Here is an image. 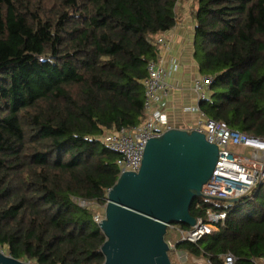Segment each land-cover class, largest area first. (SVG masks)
I'll return each mask as SVG.
<instances>
[{
	"label": "trees",
	"instance_id": "obj_1",
	"mask_svg": "<svg viewBox=\"0 0 264 264\" xmlns=\"http://www.w3.org/2000/svg\"><path fill=\"white\" fill-rule=\"evenodd\" d=\"M181 1L0 0V247L9 256L103 263L90 204L105 205L121 155L101 137L144 121L147 66ZM191 1L193 57L212 78L201 113L264 137V0ZM205 199L190 214L225 211L223 223L195 243L165 240L194 262L264 260V186L237 203Z\"/></svg>",
	"mask_w": 264,
	"mask_h": 264
},
{
	"label": "water",
	"instance_id": "obj_2",
	"mask_svg": "<svg viewBox=\"0 0 264 264\" xmlns=\"http://www.w3.org/2000/svg\"><path fill=\"white\" fill-rule=\"evenodd\" d=\"M146 141L138 171L120 173L107 190L98 223L105 237L102 264H172L168 227L195 225L190 206L213 173L218 147L193 128L170 127ZM0 264L31 263L0 252Z\"/></svg>",
	"mask_w": 264,
	"mask_h": 264
},
{
	"label": "built area",
	"instance_id": "obj_3",
	"mask_svg": "<svg viewBox=\"0 0 264 264\" xmlns=\"http://www.w3.org/2000/svg\"><path fill=\"white\" fill-rule=\"evenodd\" d=\"M157 43L167 47V43L163 40H158ZM171 68L175 70L177 65H172ZM147 70L148 77L143 82L144 121L137 126L107 131L101 137L107 147L121 155L119 174L125 171L137 172L146 140L157 137L172 127L162 111L171 93V86L167 82L170 70L162 68L157 61L150 62ZM211 82L212 78L206 76L194 81V92L198 101L206 97V90ZM202 117L204 119L200 120L193 129L202 132L208 142L218 147V158L210 179L201 188V197L241 200L264 186V137L247 135L230 129L223 121L206 119L203 114ZM233 147L245 148L248 154L235 153L231 151ZM80 205L86 204L81 201ZM104 207L94 212L93 220L97 224L104 216ZM225 217V211L207 210L205 219L198 217L195 225L190 229H179V238L182 241L195 243L210 234L216 224L223 223ZM167 244L169 250H175L173 242L167 241ZM0 252H3L1 247ZM186 256L187 253L184 251L176 253L179 264H183ZM234 262L235 259L231 254L223 256L222 264H234ZM253 264H264V260H254Z\"/></svg>",
	"mask_w": 264,
	"mask_h": 264
},
{
	"label": "crops",
	"instance_id": "obj_4",
	"mask_svg": "<svg viewBox=\"0 0 264 264\" xmlns=\"http://www.w3.org/2000/svg\"><path fill=\"white\" fill-rule=\"evenodd\" d=\"M184 14V18H178L171 30L157 37V41L163 40L167 47L160 45L156 61L162 68L170 70L167 82L171 86V93L162 111L172 127L190 129L204 119L194 92V81L202 75L193 57L194 20L188 13ZM175 64L177 68L172 70Z\"/></svg>",
	"mask_w": 264,
	"mask_h": 264
},
{
	"label": "rangeland",
	"instance_id": "obj_5",
	"mask_svg": "<svg viewBox=\"0 0 264 264\" xmlns=\"http://www.w3.org/2000/svg\"><path fill=\"white\" fill-rule=\"evenodd\" d=\"M192 6H193V3L191 0L179 2L178 7H177V12L179 14L178 18L180 19L182 16L184 18V15H185L184 13L189 14ZM183 11H185V12H183ZM231 151H233L235 153H242L244 155L248 154V150L245 148H241V147H233V148H231ZM195 200L200 201V202L206 201V199L201 197V196L196 198ZM208 202L212 205L217 204V202L214 200H208ZM90 205H91L94 212H98L104 207V205H95L93 203ZM178 225H179L178 223H174L171 225L172 228H168V231L165 235L166 240H171L173 242L176 241V239L179 237V232L177 229ZM1 250L3 251L4 254L8 255L6 248H1ZM177 251L178 250H172V249H170L168 251V255H169V258H170V261L172 264H179L177 262V257H176ZM183 264H207V263H204L203 261H199V263H197V261L196 262L191 261L190 256L187 255L186 260L183 262Z\"/></svg>",
	"mask_w": 264,
	"mask_h": 264
}]
</instances>
